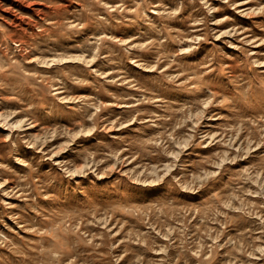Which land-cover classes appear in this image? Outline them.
<instances>
[{
    "label": "rangeland",
    "instance_id": "374dc122",
    "mask_svg": "<svg viewBox=\"0 0 264 264\" xmlns=\"http://www.w3.org/2000/svg\"><path fill=\"white\" fill-rule=\"evenodd\" d=\"M0 264H264V0H0Z\"/></svg>",
    "mask_w": 264,
    "mask_h": 264
}]
</instances>
